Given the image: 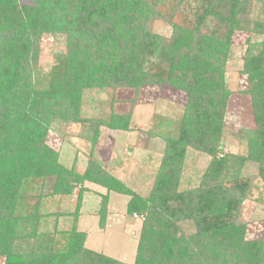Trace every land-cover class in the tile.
Wrapping results in <instances>:
<instances>
[{"label":"trees","instance_id":"1","mask_svg":"<svg viewBox=\"0 0 264 264\" xmlns=\"http://www.w3.org/2000/svg\"><path fill=\"white\" fill-rule=\"evenodd\" d=\"M211 1L203 2L204 11L196 26L204 25L211 34H198L195 53L189 55L196 30L177 27L166 43L144 38L133 21L127 23L124 34L118 33L121 31L111 24V9L116 3V8L126 11L131 19L132 12L139 8L138 0H30L28 4L0 0V257L5 264H126L84 249L83 234L76 232L71 233L65 253L51 255L40 247V237L33 230L37 205L25 218L30 232L24 235L17 236L18 218L12 214L17 205L22 206L20 200H25L21 193L28 179L44 186L51 177L52 184L47 186L51 195L69 194L71 182L81 185L85 181L107 192L130 193L94 159L82 175L75 174L61 166L57 155L43 145L53 120L87 121L82 118L86 91L172 85L189 95L180 134L196 132L189 111L199 100H206L203 110L209 111L219 125L227 91L223 67L216 69L209 63L211 58L214 63L221 59L222 65L228 61L229 40L244 33L251 20L244 0H235L243 7L236 6L229 19L222 20L229 29L225 40L219 34V16L210 10ZM78 29L83 31L77 33ZM60 32L67 35V54L40 81L32 70L38 40L43 34ZM121 37L126 46L119 41ZM258 56L244 68L256 93L264 90V45ZM263 98L256 99L254 110L262 105ZM128 124V115L111 114L98 119L96 129L103 126L125 131ZM220 149L219 138L210 149H201L212 160L199 190L177 193L179 178L170 172L174 169L172 162L164 159L148 195L132 193L128 214L143 216L132 264H264L261 244L247 240L244 225L230 221L235 217L233 189L238 188L242 167L233 156L217 158ZM103 219L101 215V225ZM189 221L191 227L189 223L184 228ZM24 236L34 242L18 249L16 242Z\"/></svg>","mask_w":264,"mask_h":264},{"label":"rangeland","instance_id":"2","mask_svg":"<svg viewBox=\"0 0 264 264\" xmlns=\"http://www.w3.org/2000/svg\"><path fill=\"white\" fill-rule=\"evenodd\" d=\"M22 1L30 3V0ZM138 1L139 8L132 12L131 19L126 11L116 8V3L111 9V24L121 31L119 34H124L127 23L131 21L133 26H140L144 38L154 37L163 43L171 39L177 27L196 30L189 55L195 53L198 34H211L204 25L196 27L204 11L205 0ZM243 2L251 20L249 26L244 33L235 34L229 40L231 53L226 63L220 64L221 59L214 63L212 58L209 63L216 69L223 67L227 91L219 125L209 111L203 110L206 100H199L189 111L196 132L180 134V122L189 104V95L172 85L163 83L144 85L138 90L110 88L86 91L82 118L87 121L62 123L53 120L43 145L57 155L61 166L75 174L82 175L91 158L94 159L130 193L107 192L105 188L85 181L81 185L71 182L69 194L51 195L47 190L48 184H52L51 177L46 179L44 186L40 181L28 179L21 193L25 194V200H20L22 206L17 205L12 214L13 218H18L17 236L30 232L25 218L33 214L32 210L37 205V223L33 230L40 237V247L45 252L49 251L51 255L65 253L71 233L76 232L83 234L84 249L132 264L143 221L142 215L128 214L127 204L132 193L141 197L148 195L164 159L172 162L174 169L170 172L179 178L177 193L197 187L200 189L204 171L212 160L201 149H210L219 138L221 149L217 158L233 156L242 167L240 180L236 183L238 188L233 189L235 217L230 221L244 225L246 239L258 241L264 256V101L254 110L256 99L264 97V90L253 92L248 75L244 73V68L253 60L251 58L259 57L264 45V0ZM209 4H213L210 10L219 16V21L228 20L236 6L243 7L241 2L236 4L235 0H212ZM127 7H130V3ZM114 12L118 15H114ZM215 16L211 19L216 20ZM95 21L98 23L97 19ZM221 21L219 34L226 40L228 23ZM209 24L211 27L212 23ZM82 31L78 29L76 32ZM66 36L60 32L43 34L39 38L37 56L32 65L36 79L42 81L56 61L67 54ZM119 41L122 46L127 45L122 37ZM111 114L128 115V130L113 131L103 126L96 129L98 119ZM101 215H104L103 225ZM191 223L184 224V228L188 224L191 227ZM27 237L16 242L18 249L34 242L32 237ZM0 264H5L3 257H0Z\"/></svg>","mask_w":264,"mask_h":264}]
</instances>
